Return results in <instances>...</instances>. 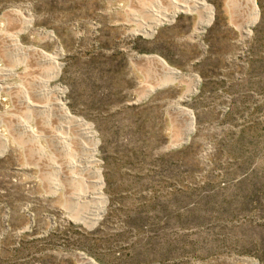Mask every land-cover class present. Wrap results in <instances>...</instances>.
Listing matches in <instances>:
<instances>
[{"label":"rangeland","instance_id":"374dc122","mask_svg":"<svg viewBox=\"0 0 264 264\" xmlns=\"http://www.w3.org/2000/svg\"><path fill=\"white\" fill-rule=\"evenodd\" d=\"M164 1L0 0V68L12 71L0 83L15 86L0 93V264H264V0L253 22L247 0H205L198 32L177 11L144 34L146 6ZM158 52L176 79L144 61ZM18 86L92 130L103 199L92 223L56 190L70 191L67 156L46 136L65 129L57 111L29 112ZM17 116L35 140L10 136Z\"/></svg>","mask_w":264,"mask_h":264},{"label":"bare ground","instance_id":"6f19581e","mask_svg":"<svg viewBox=\"0 0 264 264\" xmlns=\"http://www.w3.org/2000/svg\"><path fill=\"white\" fill-rule=\"evenodd\" d=\"M165 2L168 3V7H170V8H168L166 6L168 9L164 8V10L166 9L165 11L163 9H162L163 11H161V10H159L160 8L157 9L156 6H152L150 4L148 6H146L147 10L149 11L148 13L151 15H150V18L146 22H143L144 24H141L140 31H142L146 35H151L154 32L153 29H154L155 25L160 24L163 21H169L171 19V17L174 15V13L177 11H181V12L188 13L191 15H193V14L196 15V17H197L196 18L197 19L196 25L198 28L195 27L194 29H196L197 32L204 25L208 24L210 19H211V8L205 2V0H165L164 3ZM247 2L249 3L250 13H251V15H250L251 17H250L249 22H253V21H255L256 16H257L256 5L254 3V0H247ZM145 11H146V9H145ZM15 13L17 15H19L20 19H22L24 22H26V21L28 22V19L24 18L20 14V12L18 13V11H15ZM10 37L13 40V43H14L13 46H15L18 50L20 49L19 51H22L23 49L21 48L17 37L16 36H10ZM18 50H16V51L18 52ZM24 50L34 53L35 56H36V54H38L41 58L48 60V61L50 60L51 63L52 62L55 63V60L53 59V57L49 56L47 53H45L43 51L36 50V48H34V47H29V48L24 49ZM35 59H36V57H35ZM145 60L149 61V63L156 61L164 69V71L167 72L168 76H170V77L172 76L173 79H176V77L178 76L176 71L172 68H169L160 57L146 56L144 58V61ZM56 68H57V66L55 65V69L53 70V75L56 74ZM52 69H53V67H52ZM7 73L12 74V71L9 69L0 68V76L7 74ZM40 79H42V78H40ZM165 80H166V78H165ZM39 81L40 80L38 79V81H36V82H39ZM39 83H43L42 89L46 90L47 92L62 91L58 87H55L54 90H52L53 88L52 89L50 88V90H49L46 82L40 81ZM196 84H197V79L193 81V85H196ZM13 87H15V86H13L12 84H8V82L6 83V82L2 81L0 83V93L3 92L7 95H10ZM151 88L152 87H150V89ZM17 91H16V93H17L16 101L19 104L24 105L26 108H28L29 112L43 113L44 115L50 116L51 111H54V110L57 111V114L54 113L55 111L53 113L58 116V118L60 119V121H58V122H61L60 126L64 127L65 129L64 130L57 129V132H52V133L51 132L47 133L48 132L47 131L46 136H49L51 138L52 142L56 145V148L57 147L60 148L62 150V152L67 156V159L64 162V167L66 170H68L66 178H67V183H69L68 188L70 189V191H68L67 188L64 189V187H62L61 185L56 187V190L61 189L63 192L64 198H66V200L68 202H70V201L74 202L75 204H78L82 208H84L83 209L84 212L81 210L82 212H81L80 216H78L79 219H81L82 221H84L87 224L92 223L97 218V216L99 215L100 208L103 204V199L99 194V187H100V183H101L100 173H99V170L97 168H93V164H94L95 159L93 158L92 155L95 152L96 141L93 137L92 130L90 129V127L88 126L87 123L83 122L81 119H79L77 117L70 115L66 106L59 99H53V101H52L51 100L52 98L49 97V96H51V94L48 95V98L49 99L51 98L50 102H47L45 104H40V103L32 102L26 94H24V95L22 94L23 95L22 96L21 95V89L19 86H18ZM43 93H44V95L46 94L45 92H43ZM42 100H40L41 103H42ZM182 110H183L182 112H184V115H186L188 118V121H187L188 122V128L185 132V134H187L192 130L193 116H192L191 111L186 110V109H182ZM51 119L53 120L54 118H51ZM55 120L57 121V119H55ZM12 124H13V126L11 127L12 129L10 131V136L13 139L16 138L17 133H20V134L23 133V134H25L26 137L28 136L27 138H30L32 140H35V138L38 137V133L33 128L34 126L32 127L27 122H25V119L22 116H19V117L17 116V118L14 120V122ZM52 124H54V123H52ZM41 133H42V131H41ZM43 134H44V132H43ZM181 138H183V137H181ZM0 139L2 140L1 143L3 145L7 141V138L4 136H0ZM181 140L182 139H180L179 137L176 138L173 141V145L177 144ZM37 147H38V150L41 149V146L38 145ZM76 151L80 154L78 156V158L80 157V160L75 159V155L77 153ZM77 161H80V163H78ZM58 168H59V170L57 169V171H61V172L63 171V168L62 169H61V167H58ZM82 171H84V173L85 172L87 173V175H88L87 179L84 178V176L80 175V173ZM78 172H79V174H77ZM64 182H66V181H64ZM67 183H66V185H67ZM88 187L90 188V190L88 189ZM85 261L88 264H97L96 262H94L90 258H85Z\"/></svg>","mask_w":264,"mask_h":264},{"label":"crops","instance_id":"0c3cea01","mask_svg":"<svg viewBox=\"0 0 264 264\" xmlns=\"http://www.w3.org/2000/svg\"><path fill=\"white\" fill-rule=\"evenodd\" d=\"M170 21H164L163 23H160V24H157L156 26H155V28L158 26V25H161V24H164V23H169ZM171 23V22H170ZM155 28H154V31H155ZM159 54L160 55H162L163 57H165L164 56V54L163 53H161V52H158V55L156 54V55H150V56H157V57H160L163 61H164V63L169 67V68H172V69H174L175 71H176V73L178 74L179 73V71L176 69V68H173V67H171L170 65H168L167 64V62L161 57V56H159ZM154 64H156V66H157V68H160L161 70H164L156 61L155 62H153ZM170 63V62H169ZM168 75V74H167ZM166 77V76H165ZM163 79V78H162Z\"/></svg>","mask_w":264,"mask_h":264}]
</instances>
